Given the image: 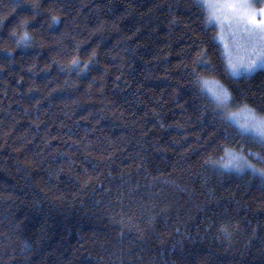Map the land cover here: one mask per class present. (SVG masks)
Returning <instances> with one entry per match:
<instances>
[{
	"label": "trees",
	"instance_id": "trees-1",
	"mask_svg": "<svg viewBox=\"0 0 264 264\" xmlns=\"http://www.w3.org/2000/svg\"><path fill=\"white\" fill-rule=\"evenodd\" d=\"M204 80L264 117L198 0H0V264H264V144Z\"/></svg>",
	"mask_w": 264,
	"mask_h": 264
},
{
	"label": "rangeland",
	"instance_id": "rangeland-1",
	"mask_svg": "<svg viewBox=\"0 0 264 264\" xmlns=\"http://www.w3.org/2000/svg\"><path fill=\"white\" fill-rule=\"evenodd\" d=\"M205 8L208 20L217 28V38L222 47L226 65L229 73L232 76L249 75L257 69L264 68V61L256 63L252 70H248L245 65L260 56H264V46H261L258 41L259 37L249 35L243 31V25L237 23L236 18L231 14L230 10L223 7L225 3L231 0H198ZM251 4L253 8L259 9L264 7V0H245ZM264 18L257 15L256 19ZM253 41H257L255 50L253 51ZM235 66V67H234ZM203 89L211 96L217 106L225 114V116L237 126V128L245 133L256 137L262 144H264V137H261L256 131L248 127V125L256 122H264V117L257 115L253 110L247 107L233 108L231 106L229 95L226 101L218 103L213 96L214 91H221L225 89L215 80H204L202 82ZM234 158H240L241 163L245 166L241 168L228 166V162ZM221 164L227 169L244 170L256 167L248 162L240 153L236 151H229L222 159Z\"/></svg>",
	"mask_w": 264,
	"mask_h": 264
},
{
	"label": "snow or ice",
	"instance_id": "snow-or-ice-1",
	"mask_svg": "<svg viewBox=\"0 0 264 264\" xmlns=\"http://www.w3.org/2000/svg\"><path fill=\"white\" fill-rule=\"evenodd\" d=\"M223 7L230 10L231 14L236 18L237 23L243 25V31L246 32L249 37L253 35L258 36V43L264 46V18L256 19L257 15L264 17V7L259 9L253 8L251 4L245 2V0H231V2L225 3ZM53 19H55V17H53ZM25 35L27 34L25 33ZM256 43L257 41H253V51L255 50ZM258 60L264 61V56L252 60L250 63L246 64L245 67L248 70H252ZM213 96L218 103H223L228 98V92L226 89L214 91ZM248 127L256 131L261 137H264V122H254L248 125ZM228 166L241 168L244 167L245 164L241 163L240 158H234L228 162ZM260 171L264 173V169H260Z\"/></svg>",
	"mask_w": 264,
	"mask_h": 264
}]
</instances>
